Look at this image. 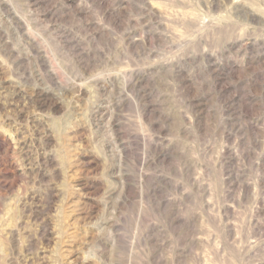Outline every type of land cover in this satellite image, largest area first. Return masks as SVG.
Returning a JSON list of instances; mask_svg holds the SVG:
<instances>
[{
	"label": "rangeland",
	"instance_id": "rangeland-1",
	"mask_svg": "<svg viewBox=\"0 0 264 264\" xmlns=\"http://www.w3.org/2000/svg\"><path fill=\"white\" fill-rule=\"evenodd\" d=\"M0 264H264V0H0Z\"/></svg>",
	"mask_w": 264,
	"mask_h": 264
}]
</instances>
